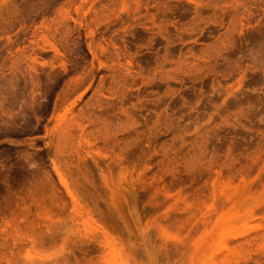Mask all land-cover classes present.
I'll return each mask as SVG.
<instances>
[{"label": "rangeland", "instance_id": "374dc122", "mask_svg": "<svg viewBox=\"0 0 264 264\" xmlns=\"http://www.w3.org/2000/svg\"><path fill=\"white\" fill-rule=\"evenodd\" d=\"M258 215L264 0H0V264H264Z\"/></svg>", "mask_w": 264, "mask_h": 264}, {"label": "bare ground", "instance_id": "6f19581e", "mask_svg": "<svg viewBox=\"0 0 264 264\" xmlns=\"http://www.w3.org/2000/svg\"><path fill=\"white\" fill-rule=\"evenodd\" d=\"M60 179H61L62 183L64 184V183H65V182H64L65 179H63V178H61V177H60ZM64 186H65V185H64ZM254 210H257V209H254ZM258 216H259V215H258ZM258 216H256V218H257ZM259 217H260V216H259ZM246 218H247V217H246ZM256 218H255V219H256ZM260 218H261V217H260ZM262 218H263V217H262ZM262 218H261V219H262ZM250 219H251V218H250ZM255 219H254V220H255ZM258 219H259V218H258ZM254 220H253V221H254ZM263 220H264V218H263ZM250 222H251V220H250ZM229 236H231V235H229ZM233 238H234V237H233ZM178 239H180V237H178ZM229 239H230V238H229ZM231 239H232V237H231ZM232 240H233V239H232ZM232 240H231V241H232ZM238 241H239V240H238ZM225 245H226V244H225ZM222 246H224V245H222ZM227 246H228V245H227ZM225 247H226V246H225ZM225 247H223V249H226V248H227V247H226V248H225ZM220 248H221V247H220ZM229 248H230V247H229ZM227 249H228V248H227ZM179 250H180V249H179ZM225 251H226V250H225ZM229 251H230V250H228V251H226V252H229ZM214 253H215V251H214ZM219 254H220V253H219ZM224 254H225V253H224ZM221 255H222V254H221ZM231 257H232V256H231ZM247 258H248V257H247ZM234 260H235V259H234ZM219 261H220V260H219ZM240 261H241V260H240ZM252 262H253V261H252ZM261 262H262V261H261ZM209 263H212V262L210 261ZM230 263H231V262H230ZM232 263H233V261H232ZM244 263H246V262H244ZM212 264H213V263H212ZM214 264H220V262L217 263V261H216V263H214ZM242 264H243V263H242ZM247 264H248V263H247Z\"/></svg>", "mask_w": 264, "mask_h": 264}]
</instances>
